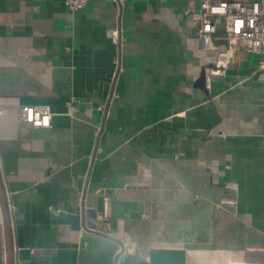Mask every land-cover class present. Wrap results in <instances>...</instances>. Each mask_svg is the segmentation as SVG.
<instances>
[{"label":"crops","instance_id":"obj_1","mask_svg":"<svg viewBox=\"0 0 264 264\" xmlns=\"http://www.w3.org/2000/svg\"><path fill=\"white\" fill-rule=\"evenodd\" d=\"M188 4L0 0L13 264H264L259 57L230 49L218 19L200 50Z\"/></svg>","mask_w":264,"mask_h":264},{"label":"built area","instance_id":"obj_2","mask_svg":"<svg viewBox=\"0 0 264 264\" xmlns=\"http://www.w3.org/2000/svg\"><path fill=\"white\" fill-rule=\"evenodd\" d=\"M190 15L197 25V42L205 51L217 32L215 19L221 20L224 41L230 49L258 55L256 72L264 71V0H188ZM70 11L85 7L87 0H63ZM196 7V8H195ZM3 113L0 110V115ZM19 119L35 128L50 127L52 114L45 107L23 106Z\"/></svg>","mask_w":264,"mask_h":264},{"label":"water","instance_id":"obj_3","mask_svg":"<svg viewBox=\"0 0 264 264\" xmlns=\"http://www.w3.org/2000/svg\"><path fill=\"white\" fill-rule=\"evenodd\" d=\"M259 80H264V71L260 72L257 75ZM0 201L2 206V213L4 219V227H5V245H6V255H7V264H13V246L10 235V226H9V211L7 207V202L5 200V193L3 190L2 179L0 175Z\"/></svg>","mask_w":264,"mask_h":264}]
</instances>
